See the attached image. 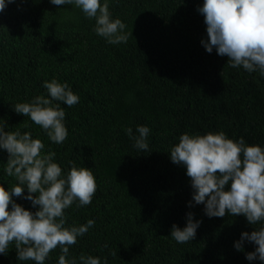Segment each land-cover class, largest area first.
Listing matches in <instances>:
<instances>
[{
    "label": "trees",
    "instance_id": "obj_1",
    "mask_svg": "<svg viewBox=\"0 0 264 264\" xmlns=\"http://www.w3.org/2000/svg\"><path fill=\"white\" fill-rule=\"evenodd\" d=\"M104 0H101V4ZM111 18L121 19L133 33L127 43L108 44L93 30L95 20L74 5L50 0H15L0 12V126L31 132L43 153L55 152L66 176L74 163L93 172L96 192L89 205L78 201L65 209L66 226L95 221L69 247L66 257H98L101 264H264L249 261L234 245L250 225L244 216L209 218L203 204L189 207L193 190L186 168L173 163L170 151L185 133L224 132L235 141L264 148V77L228 57L208 53L203 0H108ZM52 79L67 83L79 96L65 111L67 139L56 144L45 130L14 111L17 103L36 96L50 98L44 88ZM150 129L149 147L139 150L126 132ZM8 153L0 149V185L17 183L5 173ZM25 188L24 195L26 196ZM35 212L31 202L13 197ZM11 207V206H10ZM202 223L193 241L178 243L173 224L183 229L187 213ZM61 249L44 264H58ZM0 264L18 261L14 243Z\"/></svg>",
    "mask_w": 264,
    "mask_h": 264
},
{
    "label": "clouds",
    "instance_id": "obj_2",
    "mask_svg": "<svg viewBox=\"0 0 264 264\" xmlns=\"http://www.w3.org/2000/svg\"><path fill=\"white\" fill-rule=\"evenodd\" d=\"M15 0H0V12ZM54 5H74L89 19L95 20L94 31L108 44L127 43L133 33L125 31L126 24L119 18L112 19L108 0H50ZM197 11L204 17L207 37L202 40L208 53L228 57L232 68L243 67L249 73L259 72L264 77V0H203ZM44 88L50 98L36 96L28 103H17L14 111L29 117L45 130L56 144L63 143L68 130L63 121L65 111L53 101L71 107L79 102L69 85L56 79L45 81ZM127 135L139 150H147L146 139L150 129L138 126L133 135ZM44 143L33 139L31 132L6 131L0 126V149L6 150L8 160L5 173L17 181L10 189L0 185V254H6L14 243L18 261H35L44 264L50 252L61 249L58 264H76L69 261V247L77 243L93 227L95 221L66 226L65 209L75 201L77 207L91 204L96 192L93 172L74 163L65 176L61 166L54 162L55 152L43 153ZM170 159L186 168L193 190L189 207L203 204L209 218L244 216L250 225L261 224L252 232H243L234 247L244 250L245 242L255 250L246 254L249 261L264 262V148L248 145L243 137L235 141L224 132L205 135L185 133L179 143L171 148ZM25 188L27 195H24ZM13 197L31 202L35 212L25 209ZM11 206V207H10ZM187 224L181 229L173 224L171 237L178 243L193 241L202 221L187 213ZM82 264H101L98 257L83 254Z\"/></svg>",
    "mask_w": 264,
    "mask_h": 264
}]
</instances>
